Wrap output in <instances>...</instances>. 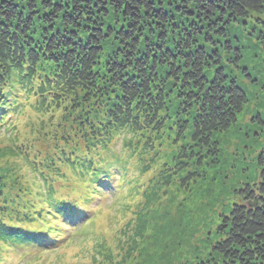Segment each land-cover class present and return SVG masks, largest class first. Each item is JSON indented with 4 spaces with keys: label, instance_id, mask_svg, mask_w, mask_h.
<instances>
[{
    "label": "trees",
    "instance_id": "obj_1",
    "mask_svg": "<svg viewBox=\"0 0 264 264\" xmlns=\"http://www.w3.org/2000/svg\"><path fill=\"white\" fill-rule=\"evenodd\" d=\"M245 40L264 51V0H0V130L30 108L49 116L36 132L53 145L32 153L13 135V152L28 169L18 177L33 189L0 175V222L48 234L0 237V245L44 251L79 227L88 232L95 200L132 201L153 163L164 187L176 178L189 185L208 158L227 166L217 137L234 128L251 155L259 148L260 171L239 191L241 201L219 214L199 262L264 264V119L239 129L249 94L227 70L258 85L241 66L254 46ZM170 137L175 153L158 161ZM65 202L86 215L65 221L57 211ZM207 221L201 217L200 229ZM141 223L135 243L147 231ZM174 250L177 258L189 253Z\"/></svg>",
    "mask_w": 264,
    "mask_h": 264
},
{
    "label": "rangeland",
    "instance_id": "obj_2",
    "mask_svg": "<svg viewBox=\"0 0 264 264\" xmlns=\"http://www.w3.org/2000/svg\"><path fill=\"white\" fill-rule=\"evenodd\" d=\"M251 39L253 40V37ZM244 43L248 46L254 44L251 40H245ZM254 46L245 52L247 58L241 66L250 68L258 85L248 83L239 70L227 68L229 74L234 76L249 94V104L239 116L240 130H246L254 117L260 115L264 119V51L259 46ZM57 119L56 115L54 122ZM40 120L49 122V116H38L28 108L18 118L11 117L9 122L14 126L12 125L9 131L3 128L0 130V175L9 180L18 178L25 190L33 189L30 185L32 181L27 182L26 178L18 177L21 176L19 170L27 174L28 169L18 154L13 152V135H16L18 144H24L32 153L41 152L45 155L47 149L53 145L36 132L41 127ZM238 131L233 128L231 132L217 137L220 138L221 155L223 154L221 157L225 158L227 166H220L208 158L200 167L201 174L198 179L190 180L189 185L181 186L176 178L172 186L164 187L163 179L156 176L158 167L153 163L152 168L155 169L151 168L150 172L140 176L141 194L132 201L124 205L117 204L116 200H119L120 194H110L95 200L92 214L85 222L84 231L88 232L83 233L79 227V235L75 238L67 236L54 248L44 251L0 245V264H178L179 261L182 264H200L201 256L203 259L208 257L210 245L207 244L210 241L206 240L214 238L212 235L221 221L219 214L230 209L234 202L241 201L239 191L245 183L253 184L250 177L255 170L260 171L261 165L258 162L257 167L256 162L259 148L251 155L247 145L243 146L241 138L244 136L238 137L241 133ZM172 139L173 137L168 140L165 138L158 161L163 162L168 154L171 159L175 153L176 147L170 145ZM115 145L119 153L121 141H117ZM260 145L264 146V135ZM235 162L239 167L231 169L230 166ZM7 169L10 170L8 175ZM146 190L148 194L155 191L154 197H145ZM147 199L149 202L145 207ZM201 217L208 220L207 229H200L203 224L200 222ZM138 221L147 226V231L135 243L132 237ZM165 247L168 249L165 250ZM174 249L189 253H183L181 258H177L178 254ZM197 251H202L204 255ZM163 254L167 257L163 258Z\"/></svg>",
    "mask_w": 264,
    "mask_h": 264
},
{
    "label": "snow or ice",
    "instance_id": "obj_3",
    "mask_svg": "<svg viewBox=\"0 0 264 264\" xmlns=\"http://www.w3.org/2000/svg\"><path fill=\"white\" fill-rule=\"evenodd\" d=\"M57 211L60 212L62 218L69 223H75L77 217L82 218L86 215V212L82 207H78L69 202L57 205ZM21 234L35 238L41 235H47L48 233L37 229H22L19 225L0 222V237L16 239Z\"/></svg>",
    "mask_w": 264,
    "mask_h": 264
}]
</instances>
